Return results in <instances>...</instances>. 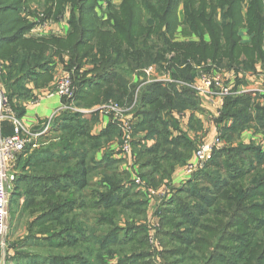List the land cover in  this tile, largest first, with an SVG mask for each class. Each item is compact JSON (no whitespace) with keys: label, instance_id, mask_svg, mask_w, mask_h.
I'll use <instances>...</instances> for the list:
<instances>
[{"label":"trees","instance_id":"obj_1","mask_svg":"<svg viewBox=\"0 0 264 264\" xmlns=\"http://www.w3.org/2000/svg\"><path fill=\"white\" fill-rule=\"evenodd\" d=\"M32 1L42 5L47 1L49 4L55 2L0 0V61L5 64V90L17 119L23 116L24 109L16 107L12 100H29L31 91L26 87L28 84L40 87L51 81L55 59L62 60L63 52L68 53L65 67H69L68 70L75 69L71 100L85 107L100 105L110 99L120 105L126 101L131 105L137 86L136 83H129L134 71L161 64L172 51L179 54L174 59L177 64H185L188 60L200 63L211 59L221 65L220 68L240 66L253 70L258 60H264V0H184L183 18L180 21L177 16L180 0H122L118 8H110L111 15L103 22L91 17V9L87 13L82 12L84 0H56L58 7L66 8L68 4L73 12L78 10V18L72 15L70 32L66 37L38 39L25 37L33 23L18 15ZM245 1L247 9L243 16ZM88 5L93 6V1L88 2ZM50 14L49 9L46 17ZM179 26H182L183 36H197L199 40L184 43L173 40ZM242 29H247L249 43L242 44ZM205 36H208L209 41L205 40ZM87 62L92 67L81 71ZM186 68H175L178 76L173 74L171 77L187 80V71L191 67L186 64ZM139 75L143 77L142 72ZM137 99L133 112L139 120L134 125V134L144 132L143 138L154 140L151 146L133 143V158L138 173L133 168L127 172L119 171L117 163L107 153L97 160V152L118 137L119 132L108 120L99 134H92V126L97 122L96 114L89 120L81 114L61 111L52 119L50 136L53 137L50 143L33 150L32 145L25 147V158H19V165L25 169L23 181L29 185L26 190L27 199L30 196L26 202L27 208L36 211L33 214L35 218L30 222V230L33 231L34 226H41L47 248L76 249L82 244L91 245L92 242V246L98 245L100 252L111 251L125 245L120 235L125 238L130 235L137 241V237L142 234L143 239L138 242L146 249L144 226L126 221L127 230H119L115 219L144 215L145 201L133 200L137 193L132 190L136 186L131 179L132 172L137 173L147 185L156 187L169 180L175 167L183 165L196 150L194 141L184 134L171 136L170 129H178L177 120L171 116V111L196 110L198 102L195 93L188 88L166 89L159 83L146 85ZM252 99L253 96L247 94L225 98L217 122L231 121L229 127H223L221 131L227 140L240 138L242 132L249 128L264 133V107L255 105ZM61 101L66 104L69 99L62 97ZM5 122L1 123V128ZM190 123L191 126L196 124V130L200 128L193 116L190 117ZM239 143L236 147L215 150L204 169L194 173L187 185L178 187L167 207L160 210L163 228L172 226L176 230L181 224L175 225L176 220L170 211V207L177 203L178 213H188L194 217L206 215L205 225H214V229L228 212L241 215L243 218L239 226L250 229L245 219L253 220V213L247 212L245 205L249 203L247 198L254 190L262 189L264 197V152L255 150L250 142ZM95 176L101 177L96 183L93 182ZM249 182V186L243 189L242 184ZM204 184L212 186L204 190L209 195V204L205 200L207 197L199 196L196 192V187ZM86 190L90 193L85 194ZM180 195L192 201V204H185L184 200L179 199ZM201 207H213V210L205 213L199 211ZM87 212H93L96 223L104 228L103 237L97 238L95 234L94 239H91L88 236L85 226ZM260 214L264 215L263 212ZM233 224L234 220L231 222ZM226 227L215 244L208 242L206 257V253L197 250L205 262L211 261L221 250L223 244H219L220 238L226 242V253L237 249L230 247L229 243L238 235ZM173 233L175 231L160 230V236L166 241ZM169 241L174 243L172 239ZM238 252L239 262L235 264H264V243L249 244L246 249L243 246ZM139 253L131 252L128 256L132 257H121L119 262L151 264L147 261V250ZM75 256L64 255L61 259L65 264L70 261L72 264ZM176 256L185 258L184 264L194 258L183 246L181 249L166 246L165 264H171L169 259ZM52 257L48 256L49 259ZM223 259L227 264H232V261Z\"/></svg>","mask_w":264,"mask_h":264},{"label":"rangeland","instance_id":"obj_2","mask_svg":"<svg viewBox=\"0 0 264 264\" xmlns=\"http://www.w3.org/2000/svg\"><path fill=\"white\" fill-rule=\"evenodd\" d=\"M93 1V6L91 7L88 5V2ZM148 1V0H147ZM149 1H155V0H149ZM200 0H198L199 2ZM122 0H84V3L81 5L82 12L87 13L88 11L93 10L91 17L98 19L100 21H106L109 15H111V7L112 8H118L119 5L121 4ZM138 2H141V0H138ZM183 2L184 0L179 1L178 5V11H177V16L179 18V21L182 20L183 18ZM50 3V2H49ZM48 1L43 3L40 2H35L32 1L28 7H23L21 12H19V16H21L24 20H28L29 22L33 23L32 29L25 34L26 38H48V37H59L63 38L68 35L70 32V21L72 18V15L75 16V18H78V13L79 11L75 9L73 12V9L67 4L66 8H61L57 6V1L53 4H49ZM263 8H264V1H263ZM51 11V14L48 15L49 17H46V13ZM71 9V11H70ZM246 1L243 4L242 8V15L244 16L246 14ZM78 12V13H77ZM166 28V27H165ZM182 26H179L177 28V31L174 34L173 40H176L177 42H187L183 41L180 39H176L178 35H182L181 29ZM164 29V28H163ZM106 30V29H105ZM247 33V29H242ZM241 30V31H242ZM240 31V32H241ZM241 36V34H240ZM264 36V35H263ZM183 37H188V36H183ZM242 39V38H241ZM240 39V40H241ZM243 43H249V42H243ZM242 43V44H243ZM263 51H264V43H263ZM64 57H67L68 59V53L63 52L62 53ZM176 57H179V54L175 51H172L171 53H168L165 56V60L161 64H152L149 67L152 68H183V69H178V70H184L186 68V64H188L191 68H189V72L187 71V80H182V78H173L170 77L169 81H163L162 87H165L166 89H171V88H181L179 87L180 84L176 83L177 81H190L194 80L197 78V71L195 70L194 67H199V68H204L201 70L202 72H211L214 70H217L216 68H220L217 65L216 62H213L211 59H207L206 61L197 63L191 60H188L185 64H177L176 60H174ZM64 60H58V62H61V68L65 69V74L69 75L72 79L73 73H74V68H71V70H68L65 67L66 63ZM90 60V59H89ZM86 60V61H89ZM64 61V62H63ZM259 60L256 62L258 63ZM264 63V60L261 61ZM65 63V64H64ZM255 63V64H256ZM54 66V64H53ZM172 66V67H171ZM90 63L87 62L85 65H83L82 68H91ZM147 67V68H149ZM225 67V66H223ZM144 69V68H143ZM187 69V68H186ZM185 69V70H186ZM261 72V73H260ZM5 69L4 72L0 74V80L4 86L5 80ZM64 74V75H65ZM146 75V73L144 72ZM177 75V72L173 73ZM172 74V75H173ZM258 74L264 75V68H261L258 72ZM171 75V76H172ZM261 75V76H262ZM91 74L88 76L90 77ZM178 76V75H177ZM146 77L148 80H146ZM263 78H260V83L258 80L253 79V81H249L248 84L244 87L246 90L248 87H251L250 85H259L264 87V76ZM153 76L150 73V75L143 76V80L139 81L137 83V86L134 88V95H133V102L135 104H132L130 107V112L132 113L134 110V106L136 105V101L138 100V94L139 92L148 84L153 83ZM6 88V87H5ZM186 88V87H185ZM72 96V95H71ZM69 98V102L62 105L65 106L66 109L62 111H68L72 112L75 114H81L83 112H80V110L85 109V110H91V113H98L100 112V108L104 105L109 103L110 101H113L112 99L107 100L103 102L100 105H94L92 107H85V106H79L75 104V102L72 99V97ZM255 98L254 100L258 101L259 99V106L264 107V102H261L264 100V95L256 94L253 96ZM255 103V104H256ZM254 106V105H253ZM123 108L127 113H129L127 107L125 106H120V108ZM97 110V111H94ZM58 113H53L50 117V120L46 121L43 125L39 126L38 128H35L32 133H30L31 130L27 129L29 132L28 134V139L30 141L29 145H32L31 149H35L38 147L46 146L50 143L52 140L53 135L50 136V128L52 124V119L57 115ZM134 114V112H133ZM133 123L135 125V119L132 117ZM224 122H229L231 124V121H224ZM216 124L220 125L223 122H215ZM119 132V137L118 138V145H121V130L118 124H114ZM134 125H133V140H132V145L135 141V134H134ZM219 138L222 140V148L220 149H229L231 147H236L238 146L239 142H245L243 141V137L241 134L240 138L234 139V141H229L225 137L222 136V134L218 133ZM50 136V137H49ZM215 137V136H214ZM212 137L211 140L214 138ZM249 137V135H248ZM247 137V138H248ZM250 145L254 146L255 150H258L259 152L263 153L264 152V133H261L259 138H256L255 141L250 140ZM240 144V143H239ZM245 144H249L245 143ZM197 146V144H196ZM199 146L196 147V150L194 149V155L195 152L197 151ZM20 154V156L17 158L13 165V170H14V181L11 185L10 192H9V203L7 206V230L6 233L1 241L0 245V264H65L61 257L64 255L68 256L69 254H76V259L75 262L72 264H121L119 262L121 257H132L128 256L130 253H138L139 252H146L147 250V261L151 264H165L166 261L164 256H165V248L166 246L169 248H180L183 246L186 248V250H189L194 258L192 260L189 259L186 261L185 264H227L223 258L226 260L232 261V264L238 263V250L241 249V247L248 248L249 244H262L264 243V215H261L260 212L264 213V197H263V190H254V192H250V196L247 198L249 200V203L246 204L245 206L248 208L247 212L253 213V220H247L248 226L250 229L246 228L245 226L240 227V221H241V215L237 216L236 214L231 215L227 211L225 218L220 219V224L219 226L216 225L214 229V225H205L204 220L206 219V215L204 217H194L192 215H189L188 213H178L177 211V203L176 205H173L170 207L171 214L176 220V224L178 225V228L176 230L172 226H168L166 228H163V220L160 210L161 208H166L168 202L173 199L176 190L178 187L182 186V184H186L188 180H190L194 173L198 172H193L190 175H185L179 178L180 181L176 183H171L168 181H171L172 179L170 178L169 180H165L161 182L160 185L154 187V188H159L164 190H169V196H164L162 198H152L150 199L144 192H142L140 189L137 188V186H134L133 192L137 193L135 198L133 200L135 201H141L144 200V215L141 217H123L121 216L120 219H115L116 226L119 228V230H125L126 229V221L128 222H133L136 225H142L145 228V238H146V249L145 247L141 246V243L138 242L143 239V235L140 234L138 236V240H134L132 238H125L124 235H120V239H122L123 243L125 245L121 246L118 249H111L109 250H104L101 251L99 250L98 245L92 246L93 243L91 242V245H81L77 247L76 249H70L66 247L64 250L59 248V249H54V248H47V242L44 241V236L42 233L41 226H34V230H30V222L35 218L33 215L36 211L32 210V208H27V201L30 200V196L27 199V194L26 190L29 187L28 183H25L23 181V177L26 176L25 174V169H22V165H19V158H25L24 154ZM133 154V150H132ZM134 157V155H133ZM133 163H134V158H133ZM135 165V164H134ZM136 166V165H135ZM132 168V167H131ZM131 168H128L130 171ZM138 166H136V169ZM186 168V166H185ZM135 169V168H134ZM204 169V168H203ZM202 170V169H201ZM121 171V170H119ZM185 171V170H184ZM200 171V170H199ZM264 171V168H263ZM127 172V171H125ZM138 173V170H136ZM136 173V174H137ZM264 173V172H263ZM138 175V174H137ZM139 176V175H138ZM187 178V179H186ZM189 178V179H188ZM251 182L242 184L243 189L246 186H249ZM212 186H209L207 184L201 185L200 187H196V192L199 194V196H205V200L207 203L209 202V195H207L204 190L206 189H211ZM260 191V192H259ZM87 192L90 193L89 190H86L85 194ZM181 197L179 199L184 200L185 204H192V201L190 200H185V197L183 195H180ZM160 199H163L162 201H159ZM178 199V200H179ZM153 201V202H152ZM197 203V202H195ZM220 203V201H219ZM88 206V203H86ZM212 208H203L201 207L199 211L201 212H212ZM83 212V211H81ZM254 212H259V213H254ZM204 213V214H205ZM232 213V211H231ZM167 216H169V213H167ZM181 217H184L185 220H183ZM230 218V219H229ZM128 219V220H127ZM228 219L230 222H228ZM234 220V224L231 225V222ZM86 221V220H85ZM174 225V226H175ZM86 226V231L88 233V236L91 239H94V235L96 234L97 238H101L104 235V228L99 227L98 223L95 221V216L94 213L87 212V221L85 222ZM210 226V227H209ZM227 226V227H226ZM230 229V232L233 234H237L238 236L236 239H232L231 243H229L230 247L237 248L236 250H232L229 253H226L224 250H226V242L220 238L219 244L222 245L221 250L218 251V253L214 256V258L211 261L205 262L204 259L201 258L200 252L197 250H202L203 253H206L205 257L208 255L207 252H209V246L208 242L212 244H215L217 241L218 236L220 235L221 231L223 228ZM93 228V229H92ZM127 230V229H126ZM160 230L161 231H175V233L172 234V236H168L169 240L172 239L174 243H171L169 240L166 241L163 237L160 236ZM209 230H212L211 233H209ZM178 232H182L181 235L178 234ZM192 232V233H188ZM135 236V233H134ZM132 239V240H129ZM225 242V243H224ZM250 242V243H249ZM66 244H68V240H66ZM248 245V246H247ZM84 246V247H83ZM48 256H53L51 259L55 261H51V259L48 258ZM100 256V258H99ZM134 256V255H133ZM204 257V258H205ZM182 256H176L172 259H169L171 264H184L185 258ZM138 261V260H137ZM222 262V263H220ZM66 264H71V261L69 263L66 262Z\"/></svg>","mask_w":264,"mask_h":264},{"label":"crops","instance_id":"obj_3","mask_svg":"<svg viewBox=\"0 0 264 264\" xmlns=\"http://www.w3.org/2000/svg\"><path fill=\"white\" fill-rule=\"evenodd\" d=\"M241 34V42H249V36L247 33H245L244 30L240 32ZM176 39H180L183 41H198L199 38L197 36H191V37H183L181 35H178ZM205 40L209 41L208 36H205ZM67 59V57H64L62 60ZM61 62H58V60L55 61L52 71V80L49 81L46 85L35 87L33 84H28L26 87L31 91V99L20 101L14 98L12 100V103L19 108L24 109L23 116L19 119L24 127V129L27 131V129L32 131L35 130V128H38L39 126L43 125L47 120L50 119L51 115L55 113L62 105L65 103H62L61 98L58 96H55L54 94H51L54 91L55 84L64 76L65 69L61 68ZM91 66V65H90ZM5 68V64H4ZM261 68H264V63L259 61L255 64V67L253 70H246L244 68H241L240 66H225L220 69L223 74L228 78L232 84L234 85L235 89L245 87L246 84L249 83V81L258 80L259 83L260 78H263L262 76L258 74L259 70ZM90 68H82L81 71H86ZM144 69L135 70L132 76L130 77V84L138 83L139 81L143 80V77L139 75V72L143 73V76H146L144 74ZM177 69V68H176ZM183 69V68H178ZM175 68H152V76L156 81H153V83H159L162 85L161 82L163 81H169L171 75L175 73ZM261 73V72H260ZM189 79V77L187 76ZM146 80L148 78L146 77ZM191 81V80H190ZM179 87H185L180 85ZM186 88H188L186 86ZM190 89V88H188ZM191 90V89H190ZM197 97V96H196ZM69 99V98H67ZM253 98L252 102L254 104L256 101ZM225 98L220 97H206V98H199L197 97V109L196 110H185L182 112L178 111H171V116L177 120L178 123V129H170L171 130V136H176L179 134H184L190 141H194L197 146H200L202 143L209 142L212 137L216 136L218 133L221 134L223 127H229V122H223L220 125L216 124V120L220 117L221 111L223 109ZM259 101V99H258ZM257 101L256 104H259ZM261 102H264L262 100ZM132 104H135L132 102ZM126 102H124L122 105L127 107L129 114L132 115V117L135 119V123L139 120L136 118L133 114V112H130V107ZM255 104V105H256ZM121 105V106H122ZM260 105V104H259ZM97 111V110H94ZM82 113V116L91 120L94 113H91V110H80ZM97 122L93 124L91 133L96 135L99 134L108 124V118L104 116L102 113L98 112L95 113ZM193 116L194 119L199 122L200 128L196 130V124L190 123V117ZM10 122V121H9ZM5 122L2 124L1 133L4 135H12L13 134V126L10 122ZM28 132V131H27ZM29 133V132H28ZM249 135V137H248ZM261 135V132H256L253 128H249L242 132V137L244 143L250 142V140L255 141L256 138H259ZM145 136L144 132L138 133L135 135V143L140 142L141 144H146V146H151L154 143L153 139H145L143 138ZM119 137V135H118ZM248 137V138H247ZM109 154L110 157L117 163V169L121 171H128V161L126 158H122L119 151V145H118V138L111 140L106 146L102 147L97 152V160L102 157L103 154ZM194 161V153L191 155L190 158H188L183 165H178L175 167L174 172L171 176V183H176L179 180L180 177L185 176V166H187L189 163ZM101 179L99 176H95L93 179V182L96 183ZM187 179V178H186Z\"/></svg>","mask_w":264,"mask_h":264},{"label":"built area","instance_id":"obj_4","mask_svg":"<svg viewBox=\"0 0 264 264\" xmlns=\"http://www.w3.org/2000/svg\"><path fill=\"white\" fill-rule=\"evenodd\" d=\"M197 71V78L193 81H177L176 83L187 86L190 88L197 97H220L226 98L232 95H264V87L259 85H250L246 90L244 87L235 89L232 82L226 78L223 72L217 70L211 72H202L204 68L194 67ZM4 72V64L0 61V74ZM146 75H150L152 67L144 70ZM153 81H156L155 79ZM59 98L70 97L72 95V79L69 75L65 74L54 87V91L51 93ZM120 104L110 101L104 104L100 108V113L108 118L113 124H118L121 130V145L119 146L120 155L122 158H126L129 168H135L133 163V119L131 115L127 113ZM66 109L65 106H61L55 113H59ZM54 113V114H55ZM50 120V119H49ZM48 120V121H49ZM4 121H10L13 125L14 133L10 136H2L1 123ZM28 132L24 129L21 121L16 118L12 111L8 97L6 94L5 86L0 80V245L1 241L7 230V206L9 203V192L11 185L14 181L13 165L20 154L23 153L25 147L29 145ZM222 148V140L219 135H216L212 140L206 143H202L194 155V161L189 163L185 168V174L190 175L202 169L208 160L211 158L213 152ZM131 179L135 183L138 189L146 194L150 199L162 198L169 196V190L154 188L147 185L135 172H132ZM160 199L159 201H162ZM153 202V201H152Z\"/></svg>","mask_w":264,"mask_h":264}]
</instances>
